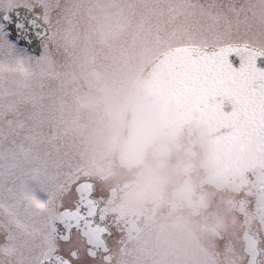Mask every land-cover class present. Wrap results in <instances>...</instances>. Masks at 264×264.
<instances>
[{
	"label": "snow or ice",
	"instance_id": "1",
	"mask_svg": "<svg viewBox=\"0 0 264 264\" xmlns=\"http://www.w3.org/2000/svg\"><path fill=\"white\" fill-rule=\"evenodd\" d=\"M33 8L0 0V264H144L63 129L49 28ZM164 27L184 96L209 122L228 114L220 143L264 137V0H168ZM244 240L248 264H264V239Z\"/></svg>",
	"mask_w": 264,
	"mask_h": 264
},
{
	"label": "rangeland",
	"instance_id": "2",
	"mask_svg": "<svg viewBox=\"0 0 264 264\" xmlns=\"http://www.w3.org/2000/svg\"><path fill=\"white\" fill-rule=\"evenodd\" d=\"M30 3L51 29L45 53L57 73L53 83L60 90L63 129L83 168L103 172L115 162L124 111L136 83L166 51L168 0ZM193 241L184 224L167 221L143 232L134 248L144 264H185L191 262ZM204 259L209 264L207 255Z\"/></svg>",
	"mask_w": 264,
	"mask_h": 264
},
{
	"label": "flooded vegetation",
	"instance_id": "3",
	"mask_svg": "<svg viewBox=\"0 0 264 264\" xmlns=\"http://www.w3.org/2000/svg\"><path fill=\"white\" fill-rule=\"evenodd\" d=\"M202 160L203 149L184 129L173 141H155L145 164L128 168L115 159L103 172L87 171V179L107 208L131 227L132 247L157 223L180 221L194 240L191 262L185 264H205V255L209 264H248L245 234L264 239L258 190L251 176L236 190L208 183ZM144 177L151 180L142 183Z\"/></svg>",
	"mask_w": 264,
	"mask_h": 264
},
{
	"label": "water",
	"instance_id": "4",
	"mask_svg": "<svg viewBox=\"0 0 264 264\" xmlns=\"http://www.w3.org/2000/svg\"><path fill=\"white\" fill-rule=\"evenodd\" d=\"M163 56L153 61L132 94L118 144V160L127 165L140 162L153 139L186 125L191 131H198L197 140L204 145L203 166L210 182L218 187L239 188L250 172L258 183H264V137H253L238 147L221 144L230 130L228 114L209 122L200 107L184 96Z\"/></svg>",
	"mask_w": 264,
	"mask_h": 264
},
{
	"label": "clouds",
	"instance_id": "5",
	"mask_svg": "<svg viewBox=\"0 0 264 264\" xmlns=\"http://www.w3.org/2000/svg\"><path fill=\"white\" fill-rule=\"evenodd\" d=\"M151 218V217H150Z\"/></svg>",
	"mask_w": 264,
	"mask_h": 264
}]
</instances>
